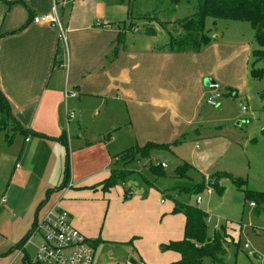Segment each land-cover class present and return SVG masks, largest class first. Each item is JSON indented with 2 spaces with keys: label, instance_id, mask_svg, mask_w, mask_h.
Wrapping results in <instances>:
<instances>
[{
  "label": "rangeland",
  "instance_id": "1",
  "mask_svg": "<svg viewBox=\"0 0 264 264\" xmlns=\"http://www.w3.org/2000/svg\"><path fill=\"white\" fill-rule=\"evenodd\" d=\"M197 1L112 0L111 10L125 12L123 20L133 21L141 34L144 31L160 33L151 44L156 49L168 43L166 31L173 37L180 35L182 31L177 21L195 13ZM95 6V1L81 4V8L89 7L88 16L91 18ZM205 30L211 41L205 51L207 57L203 60L208 73L204 79L217 82L223 98L217 108L202 104L200 119L203 124L192 128L199 135L183 134L179 142L166 136L147 139L138 128L137 134L128 128V112L121 107L122 102L113 103L111 99H106L108 106L114 105L111 110L105 105L92 108L87 119L80 122V129L78 120L69 121L68 130L70 127V132L75 133L78 139L95 136L104 145L102 159L95 147L84 157L78 151L73 160L71 151L64 150L61 181L66 179L72 183L78 178L91 176L84 182L91 185V193L81 189L80 183L71 189L77 191L72 195L81 197L72 200L76 213L63 206L65 199L58 206L79 218L88 228V232L77 228L85 238L99 240L95 247V258L99 264H122L131 259L146 264H170L179 258L175 252H163L158 248L160 243L183 238L184 218L181 214L170 213L174 201L166 193L205 211L209 219V234L220 225H226L232 237L224 246L222 261L205 259L206 264H264V205L244 198L247 190L264 193V59L256 60L255 57L256 51H264V44L255 40L254 30L246 21L207 17ZM71 91L79 96L76 90ZM240 106L246 107L244 113L239 110ZM72 110L69 112L78 115V109ZM12 125L9 123L5 131L0 130V198L5 197L4 203L0 204V264L7 261L9 263L6 264H22V250L17 246L29 234L31 236L22 248L34 261L35 251L42 242L39 232L31 234L35 228L34 215L38 212L40 218L55 201L53 194L40 187L37 175L29 180H20L19 188L13 185L15 165L20 166V170L24 169L23 160L18 158L19 150L24 137L32 134H21L11 129ZM148 142L169 149L150 148L147 154L140 153L127 164L116 160L120 152ZM48 150L55 154L54 148L49 147ZM95 157L98 160H94ZM182 162H188L195 168L190 173L192 182H178L172 178ZM155 163L165 164L162 170L166 177L154 176L150 172ZM116 170L127 172L124 182L117 179L107 191L102 187L94 190ZM216 176H220L216 180L220 192L209 185L210 195L205 190L190 197L180 194L179 189L192 187L193 183L202 180L207 185L209 179ZM227 176L242 180V188H237ZM100 180L99 184L92 186V181ZM174 185L178 187L175 190L172 189ZM125 191H130L129 198H125ZM49 196L51 199L48 203L46 201L48 208L45 207L44 212L43 208L38 211L39 205ZM87 196L89 200L84 201ZM197 197L201 201L198 202ZM246 245L250 248L245 249Z\"/></svg>",
  "mask_w": 264,
  "mask_h": 264
},
{
  "label": "crops",
  "instance_id": "2",
  "mask_svg": "<svg viewBox=\"0 0 264 264\" xmlns=\"http://www.w3.org/2000/svg\"><path fill=\"white\" fill-rule=\"evenodd\" d=\"M93 1L96 6L91 18L89 7L81 8V4ZM112 5V0H0V89L12 116L25 130L21 134H32L24 137L19 150L24 169L15 165L13 185L19 188L20 180L37 175L40 187L55 196L54 205L58 207L65 199L63 206L73 214L77 208L72 200L81 197L72 195L77 191L71 189L81 183L80 188L91 193V185L84 183L91 176L62 182L64 150L71 151V160L78 151L82 157L88 155L93 147L102 159L105 151L95 136L78 139L70 132V120L79 121L80 129V122L87 119L92 108L108 106L106 99H111L122 102L121 107L128 112V128L135 134L138 128L147 139L166 136L179 142L183 134L199 135L192 128L203 124L200 116L203 105L207 106L203 79L208 73L203 60L209 44L199 51L176 52L167 43L153 49L151 44L160 33L141 34L133 21L123 20L125 12L112 11ZM53 9L66 37L67 54L62 52L57 27L32 21L33 16L49 14ZM97 20L105 24L95 23ZM166 33L169 40V31ZM66 88L76 90L79 96L65 102ZM108 107L111 110L114 105ZM74 108L78 115L74 112V117L68 118L67 113ZM49 147L55 154H50ZM101 181H92V186ZM47 203L37 210L43 208L44 212ZM69 214L76 229L88 232L79 218ZM39 216L35 213L34 225Z\"/></svg>",
  "mask_w": 264,
  "mask_h": 264
},
{
  "label": "trees",
  "instance_id": "3",
  "mask_svg": "<svg viewBox=\"0 0 264 264\" xmlns=\"http://www.w3.org/2000/svg\"><path fill=\"white\" fill-rule=\"evenodd\" d=\"M178 2V0H173ZM197 10L190 16H187L179 21L177 25L182 31L177 37H173L169 33V40L167 45L172 51H199L203 46L207 45L211 40L207 36L205 30V20L207 17L214 19H230L236 21L248 22L254 30V38L259 44H264V0H198ZM163 24V23H162ZM165 25V24H164ZM147 32V31H146ZM151 33V32H147ZM2 34H0V37ZM256 60L264 59V51L255 52ZM9 123H12V128L18 130L20 133H25L18 122L14 119L11 113V108L7 98L0 89V130H6ZM169 149L167 146L160 144H153L148 142L145 145L138 147H130L120 152L116 160H121L123 164H127L135 159V157L142 153L147 154L149 149ZM165 167L159 165H152L150 172L154 176L166 177L163 170ZM67 170V169H66ZM195 168L188 162H182L177 166L174 171L175 180L192 182L191 172ZM127 172L125 170L113 171L109 178L101 182L103 190H109L117 179L125 181ZM67 171H65V177ZM226 176V175H225ZM220 176L214 177L211 183L207 182L205 185L204 180L195 182L192 187L179 189L180 194L186 196L197 195L209 185L213 186L218 192L220 188L216 185V180ZM232 183L239 189L242 188L244 182L239 179H232ZM66 179H64L65 182ZM178 187L173 186L172 189ZM50 193V191L48 192ZM125 198H129L130 191L124 192ZM168 197H172L174 206L172 214H182L184 217L183 238L177 241L170 240L166 243H160L158 248L160 251H173L179 254L180 258L171 264H206L205 259L212 262H221L225 251V245L231 240V235L227 231L226 225H220L215 229L212 234L208 233V216L205 211L197 206L190 205L181 199L174 197L172 194L166 193ZM244 198L251 200L255 203L264 205V193L252 190L244 191ZM251 202V203H252ZM46 202H42L39 207L43 206ZM253 204V203H252ZM254 205V204H253ZM34 231V229H33ZM32 231V233H33ZM31 233V234H32ZM31 235L27 236L21 244L17 246L23 252L22 246ZM97 240H91V244L95 247L98 243ZM22 264H39L31 261L30 258L23 253L21 256ZM122 264H146L144 262H137L131 259L129 262Z\"/></svg>",
  "mask_w": 264,
  "mask_h": 264
},
{
  "label": "built area",
  "instance_id": "4",
  "mask_svg": "<svg viewBox=\"0 0 264 264\" xmlns=\"http://www.w3.org/2000/svg\"><path fill=\"white\" fill-rule=\"evenodd\" d=\"M34 23H47L58 28V40L63 44V50L67 54L66 37L60 27V20L53 9V12L42 16H33ZM97 24H105L102 20H97ZM206 87L204 102L207 106L216 108L222 102L220 86L213 81ZM78 97L71 89L66 88L63 93V99L66 102L69 98ZM239 110L244 113L245 106H240ZM68 118H73V112L67 113ZM165 167L164 163H155V165ZM207 195L212 192L209 188L205 190ZM197 201H201L197 197ZM4 202L1 197L0 203ZM251 205H253L251 203ZM39 232L42 237L41 245L35 251L34 262L39 264H99L95 258V249L91 242L85 238L72 224L70 214L56 205L51 206L40 219L35 223L34 233ZM248 245L245 249H249Z\"/></svg>",
  "mask_w": 264,
  "mask_h": 264
},
{
  "label": "water",
  "instance_id": "5",
  "mask_svg": "<svg viewBox=\"0 0 264 264\" xmlns=\"http://www.w3.org/2000/svg\"><path fill=\"white\" fill-rule=\"evenodd\" d=\"M213 82V80L212 79H210V78H206V79H204V85L205 86H207L208 84H210V83H212ZM212 182V180H209L208 181V183H211Z\"/></svg>",
  "mask_w": 264,
  "mask_h": 264
}]
</instances>
